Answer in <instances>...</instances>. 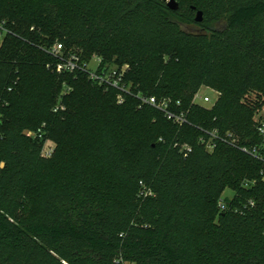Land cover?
<instances>
[{"label": "trees", "instance_id": "1", "mask_svg": "<svg viewBox=\"0 0 264 264\" xmlns=\"http://www.w3.org/2000/svg\"><path fill=\"white\" fill-rule=\"evenodd\" d=\"M194 1L0 0V264H264V160L242 150L264 141L244 101L264 94V0ZM50 40L129 64L131 92L48 67Z\"/></svg>", "mask_w": 264, "mask_h": 264}, {"label": "built area", "instance_id": "2", "mask_svg": "<svg viewBox=\"0 0 264 264\" xmlns=\"http://www.w3.org/2000/svg\"><path fill=\"white\" fill-rule=\"evenodd\" d=\"M3 40V33H0V46ZM51 54L57 56L60 59V63L57 66L56 70L58 72L65 71H75L78 68H82L83 70L88 71L90 77L98 82L100 85L105 86L106 88L115 87L120 90V94L118 95V101L121 103L125 100L124 93H130L132 90V85L126 83L125 76L127 75L130 66L129 64H125L124 67H118L114 64H105L103 65L102 59L99 58L98 64L94 69L88 68V63H81V59L75 54L70 58L65 57V52L61 46H54L51 48ZM79 61V63H78ZM219 93L216 94L215 98H212L210 95L202 94L200 91L196 93L194 97V102L200 103L203 105L211 104L213 105L218 99ZM137 97L141 100L142 104H150L155 106L161 110H163L169 118H174L178 123L183 124L187 121L185 114H175L170 108V99H158L155 96H148L142 93H138ZM141 104V105H142ZM210 105V106H211ZM66 106L62 103V98H60L59 102L54 108V111H59L61 109H65ZM256 121V129L258 133L264 138V117L255 118ZM219 137L218 130H214L210 132L209 138H202V141L207 145L208 150H213L216 146V140ZM228 137H230L231 143H238V138L234 137L232 133H228ZM49 140V139H47ZM51 141V140H49ZM52 142V141H51ZM54 143V142H53ZM182 150L185 151L186 154L192 151V146L189 144H184ZM242 150L252 154L253 156L264 160V141L260 144H250L249 146H242ZM52 150L49 152H43L45 156H50L52 154ZM4 164L1 163V166ZM223 206V204H222Z\"/></svg>", "mask_w": 264, "mask_h": 264}, {"label": "rangeland", "instance_id": "3", "mask_svg": "<svg viewBox=\"0 0 264 264\" xmlns=\"http://www.w3.org/2000/svg\"><path fill=\"white\" fill-rule=\"evenodd\" d=\"M180 3H189V2H196L194 0H178ZM198 2V1H197ZM196 2V3H197ZM199 3V2H198ZM82 26V25H80ZM224 26V23H220L218 24V27H223ZM187 30L189 31H194V32H198V31H201L202 30V27L201 26H184ZM40 29V28H39ZM41 30V29H40ZM47 38H49L48 35H46ZM53 41V42H52ZM48 42H51L50 44L48 45H45V49L46 51H48L50 54H51V48H53L54 46L58 45V46H61L62 45L60 44L59 41L57 40H50ZM83 48L81 46H72V47H67L66 51H65V57L66 58H70L71 56L73 55H77L79 57V60L82 58L81 57V54L83 53ZM52 56L54 57V59L50 60L49 63H48V67H52L54 69L57 68V66L59 65V63L61 62L60 59L53 55ZM99 58L102 59L101 55L96 51L93 53L91 59L87 62L88 63V68L89 69H94L96 67V65L98 64V60ZM79 63V61H78ZM115 66H118V67H124L125 64H118V63H113ZM127 64V63H126ZM112 65V64H111ZM74 72V71H73ZM88 72V71H87ZM89 74V73H88ZM200 92L202 94H207V95H210L212 98H215L216 97V94L218 93V91H216L215 89L213 88H210V87H202L200 89ZM258 96H261L260 100H259V97ZM244 101L246 103H251L253 101H255L254 103L256 104V102L258 101L259 102V106L256 110V113L254 115V118H259V117H264V94H262L261 92H258V91H251L250 93H248L244 99ZM211 104H207V106H210ZM24 132L28 135H34L37 131L36 129H31V128H26L24 130ZM56 145L55 143L49 141V140H46L43 144V149L42 151L45 153L49 152L52 150V152H54V149H55ZM234 195V191L230 188L226 189L225 192L223 193V197H232Z\"/></svg>", "mask_w": 264, "mask_h": 264}, {"label": "water", "instance_id": "4", "mask_svg": "<svg viewBox=\"0 0 264 264\" xmlns=\"http://www.w3.org/2000/svg\"><path fill=\"white\" fill-rule=\"evenodd\" d=\"M168 7L172 10H178L180 4L177 0H165ZM193 8H196V6H193ZM195 19L197 22H202L204 19V12L201 9H198L196 12Z\"/></svg>", "mask_w": 264, "mask_h": 264}]
</instances>
